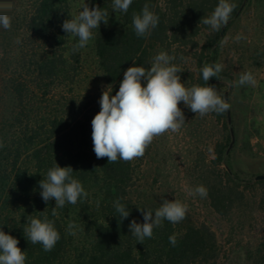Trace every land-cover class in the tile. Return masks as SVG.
<instances>
[{
	"label": "trees",
	"instance_id": "trees-1",
	"mask_svg": "<svg viewBox=\"0 0 264 264\" xmlns=\"http://www.w3.org/2000/svg\"><path fill=\"white\" fill-rule=\"evenodd\" d=\"M21 10L18 71L0 72V105L5 96L13 106L0 125V264H218L208 226L174 203L148 202L137 188L131 101L149 91L158 50L172 84L214 95L215 46L237 7L229 0H31ZM201 29L210 34L202 46L194 39ZM87 34L110 90L100 101L75 92L73 46ZM189 43L198 67L186 79L172 47ZM223 101L213 97L211 108L228 122ZM227 142L199 173L222 218L244 210L251 183L219 168Z\"/></svg>",
	"mask_w": 264,
	"mask_h": 264
},
{
	"label": "rangeland",
	"instance_id": "rangeland-1",
	"mask_svg": "<svg viewBox=\"0 0 264 264\" xmlns=\"http://www.w3.org/2000/svg\"><path fill=\"white\" fill-rule=\"evenodd\" d=\"M30 1L0 2V72L8 76L18 71L16 34L21 9ZM229 2L237 13L215 46L214 95L194 93L187 83L179 89L169 81L165 55L160 50L154 53L149 91L131 101L138 122L133 138L134 161L140 167L137 188L148 202L174 203L194 223L208 226L219 245L218 264H264V183H255L257 175H264V0ZM207 35L201 29L194 39L202 46ZM76 39L73 47L80 61L76 95L94 101L107 98L110 90L93 36ZM176 47L172 49L179 51L178 66L188 79L197 72L195 50L190 43ZM213 97L223 98L230 123L216 118ZM12 111L10 99L3 96L0 125L11 119ZM231 130L234 144L229 149L232 137L229 143L226 138ZM226 142L225 164L219 168L233 171L239 182L251 183L244 184L248 186L244 210L222 218L210 207L199 173L212 166L216 146Z\"/></svg>",
	"mask_w": 264,
	"mask_h": 264
},
{
	"label": "water",
	"instance_id": "water-1",
	"mask_svg": "<svg viewBox=\"0 0 264 264\" xmlns=\"http://www.w3.org/2000/svg\"><path fill=\"white\" fill-rule=\"evenodd\" d=\"M224 97H225V99H227V93H225V95H224ZM227 115H228V122L230 123L231 122V120H230V112L229 111H227ZM231 137H232V140H231V144H230V147H229V149L232 147V145L234 144V132H233V130H231ZM255 179L256 180H264V175H257L256 177H255Z\"/></svg>",
	"mask_w": 264,
	"mask_h": 264
}]
</instances>
